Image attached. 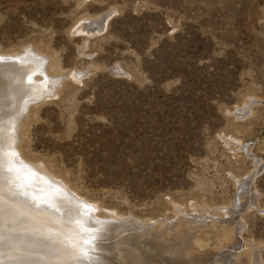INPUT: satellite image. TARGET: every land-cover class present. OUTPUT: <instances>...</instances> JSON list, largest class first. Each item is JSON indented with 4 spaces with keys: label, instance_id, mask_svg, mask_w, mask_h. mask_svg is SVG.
Here are the masks:
<instances>
[{
    "label": "rangeland",
    "instance_id": "rangeland-1",
    "mask_svg": "<svg viewBox=\"0 0 264 264\" xmlns=\"http://www.w3.org/2000/svg\"><path fill=\"white\" fill-rule=\"evenodd\" d=\"M25 52L21 157L126 224L88 260L183 235L135 264H264V0H0V53ZM1 219L0 257H25Z\"/></svg>",
    "mask_w": 264,
    "mask_h": 264
},
{
    "label": "bare ground",
    "instance_id": "bare-ground-1",
    "mask_svg": "<svg viewBox=\"0 0 264 264\" xmlns=\"http://www.w3.org/2000/svg\"><path fill=\"white\" fill-rule=\"evenodd\" d=\"M100 18L105 21L106 16ZM92 21H94L95 24L100 22L98 20ZM28 53L29 55H34L31 54L30 51H28ZM19 54L17 55L18 57ZM22 55L19 57H22L21 59L18 58V61H14V57H16L14 53L10 55L0 53V173L2 172L4 175V182L8 180L9 184L13 182L12 179L14 177L19 179L16 182L14 193H8L5 200L2 199L1 201L0 199V218L3 216L1 224L9 222L8 230L14 231V235L20 234L19 238H24L23 242L26 243H20L23 246L22 248L25 247L30 251L28 254H25V257H29L31 260L26 262L27 264H93L94 260H88L91 257L101 262L104 258L108 257L98 254L95 251L96 249L105 250V248H107L106 245L104 246V244L99 242L101 241L100 239L105 237L108 234L107 232H110L113 227H119L120 229L121 227H125L126 224H123L124 222H115L118 217L112 215H110V221L98 220V218L94 216V212H97L94 210L95 208H88V205L85 206L83 201V204L78 201L74 192L62 179L50 172L48 167V169L44 168L45 170H40V167L38 168L37 166V169L35 167L36 161L34 165L32 164L33 162L30 163L21 157L20 151L22 152V150L20 148V135L18 136V131L20 130L19 127L22 123V117L18 115L14 116V109L17 107L18 110L20 109L19 111H22V109L25 108V99L20 100V98L22 94L31 87L30 85L32 83H29L30 85H28V83L25 85L23 82L24 79L32 77L28 74L27 70L29 71L32 67L30 65L33 64H28L32 56H27L26 52V58ZM36 62L40 63V60ZM38 67V69H41V64ZM42 70L44 71V69ZM34 94H36V92H34ZM31 99L34 100L31 96L28 97L27 100L29 101ZM17 101L18 103L16 104ZM5 169L9 170L10 173ZM15 181L16 180H14V182ZM2 210H4L2 212L3 215L1 214ZM10 211H14V227H12L13 220L8 221L9 214H6V212ZM17 214H20L21 222H19ZM113 214L115 215L114 212ZM107 217H109V214ZM147 233L151 234L152 231H148ZM144 235L145 234H143V236ZM6 236L9 237L8 234ZM17 236L14 237V243ZM157 236L158 235L155 237ZM182 236L183 235H181L180 240L176 238L177 241H165L166 244H162L163 242L161 241L162 245L157 246L152 243V245H147L143 248L137 245V243L128 242L127 248L114 252V256L122 257L121 259L125 260V264H135L146 257H144V250L148 251L152 256L166 255L165 253L178 254L181 247L183 248L182 250L186 249L185 241L188 237ZM97 237L99 239H97ZM158 237L161 238V236ZM159 238H157V240ZM85 241H87V243H85ZM170 244L174 246L171 247L172 249H170ZM123 246L124 245H122V247ZM16 252L10 254L8 257H0V264H25L23 263V258H25L22 257L23 252ZM82 255L84 259H87L86 261H72L71 259L73 256L76 258V256L82 257ZM172 259L173 258H171V260ZM108 260L110 259L108 258Z\"/></svg>",
    "mask_w": 264,
    "mask_h": 264
},
{
    "label": "snow or ice",
    "instance_id": "snow-or-ice-1",
    "mask_svg": "<svg viewBox=\"0 0 264 264\" xmlns=\"http://www.w3.org/2000/svg\"><path fill=\"white\" fill-rule=\"evenodd\" d=\"M85 243H87V241H85Z\"/></svg>",
    "mask_w": 264,
    "mask_h": 264
}]
</instances>
